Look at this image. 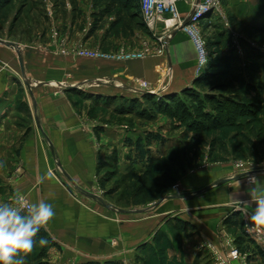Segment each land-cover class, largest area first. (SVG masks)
<instances>
[{
    "label": "crops",
    "instance_id": "crops-1",
    "mask_svg": "<svg viewBox=\"0 0 264 264\" xmlns=\"http://www.w3.org/2000/svg\"><path fill=\"white\" fill-rule=\"evenodd\" d=\"M77 3L78 16L68 17L64 31L69 47L77 42L87 45L96 40L97 46L105 49L107 38L115 31L116 19L113 15L106 17L96 29L101 9L95 6V0H78ZM180 9L185 16L190 13L186 4H181ZM59 23L63 25L64 21ZM164 30V26L159 25L155 34ZM147 33L158 45L150 30ZM164 34H167L165 58L128 64L61 57L53 47L40 50L14 42L23 50L25 77L17 52L0 44V202L12 201L14 195L20 193L30 203L44 200L53 205L55 216L44 229L51 248L49 264H148L151 252L143 253L142 247L148 243L153 248L155 242L164 237H167L169 251L167 258L162 259L171 264H211L199 251V244L212 241L224 219L231 227L239 226L236 214L235 219L227 217L235 207L245 206L242 212L252 213L255 205L244 203L250 201L248 193L253 185L243 183L239 180L243 177L238 174L234 177L236 170L233 169L205 171L182 183L185 189L197 191L222 182L218 189L215 187L211 193L191 201L190 208L197 206L200 208L197 211L206 212L198 214L190 209L188 211H193L190 215L164 218L159 207L147 208L148 215L154 212L153 218H147L138 228L134 226L122 235L117 224L81 205L82 200H88L97 204L96 209L100 211L115 212L106 207L114 205L96 193L97 170L115 163L123 175L142 174L148 163L140 159L129 137L124 139L123 150H118L119 131L85 116L79 111L80 102L101 105L100 99L104 96L133 99L137 80L160 91V97L180 94L195 82L197 56L191 40L180 30ZM49 36L37 40L50 46ZM67 75L72 79H67ZM100 81L105 84H99ZM141 83L138 86H142ZM63 85L66 87H61ZM96 85L99 86L95 92L88 90ZM160 143L144 144L153 159L160 156L157 154L160 149L156 148L162 146ZM116 150L119 156L114 155ZM48 172L52 173V179L40 183V177ZM256 178L264 183V174ZM235 210L240 213L241 209ZM113 239L119 241L117 247L112 245ZM246 240L240 236L239 242L243 244ZM256 249H253L252 262L264 264L263 255ZM205 259L207 262L202 263Z\"/></svg>",
    "mask_w": 264,
    "mask_h": 264
},
{
    "label": "rangeland",
    "instance_id": "rangeland-1",
    "mask_svg": "<svg viewBox=\"0 0 264 264\" xmlns=\"http://www.w3.org/2000/svg\"><path fill=\"white\" fill-rule=\"evenodd\" d=\"M9 2L8 7L4 10L0 9V40L2 41L17 42L24 47L40 50L53 47L59 56L67 58H79L77 54L81 47L115 56L122 51L138 53L148 50L149 53L144 60L134 62H143L157 57L165 58V54L160 55L159 47L154 39L149 38L148 33L136 25L137 21L134 23L133 19L131 20V12L126 13L122 10L112 16L117 22L114 25V36L107 38L104 44L105 49L102 46L98 47L94 39L91 44L81 45L77 42L69 47L70 42L64 31L68 25V17L72 14H75L72 15L75 18L78 16V0H9ZM74 4L77 8L76 12L73 11ZM217 9L219 10L214 12L211 18L204 21L211 22L212 25L208 28L201 25L198 29L205 43L207 66L198 74L196 61L195 81L204 79L206 76H214L205 87H202L203 92L213 93L215 88L216 93L229 95L239 100L248 96L250 101L247 100V102L255 103L259 109L256 115L237 118L230 128L191 131L187 129L188 125L183 124L171 112L154 110L150 100L143 99L140 94V91L145 89L138 86L141 83L139 80H137L139 82L136 81L134 88L132 87L135 98L139 99H136L134 104L108 100L104 96L100 99V102H103L101 105L91 101H83L78 105L79 111L85 116L119 131L118 150H123L126 137H129L127 139L134 145L140 140L143 143L146 142L149 136L154 140L162 139L161 143L153 142L162 144L156 147L160 149L157 153L160 154L158 163L152 168L148 166L145 173L124 177L115 163H110L111 166L103 165L97 170L96 193L120 210L126 212L135 210L140 213L124 214L116 211L107 212L104 209L100 211L96 209L97 204L91 201L82 200L83 203L81 202L88 211L117 224L121 235L128 233V229L132 230L134 226L138 228L147 218H153L154 212L148 215L147 210L145 211L147 208L159 207L158 210L164 218H175L181 214L190 215L193 213L188 211L190 209L198 214L206 212L207 210L197 211L199 208L197 206L195 209L190 208L191 201L197 196L203 197L211 193L215 187L218 189L223 185L222 182L197 191L188 190L182 186L188 178L198 176L202 172L233 169L236 170L234 177H237L251 170L252 167H258L259 170L262 169L259 175L264 174V0H219ZM59 21H64L63 25ZM94 25L91 22V28H94ZM47 35H50V46H44V42L37 40L41 37L45 39ZM218 58H232L228 59L229 68H226L224 64L213 65ZM67 79H72V76L67 75ZM236 79L240 81L237 83ZM24 84L27 88V83ZM142 84L149 85L150 89L153 88L147 82ZM97 86L99 85L90 86L88 90L93 89L95 92L98 90ZM154 97L161 99L158 98L159 95ZM187 101L189 106H196L191 101ZM125 108H128L129 113L120 111ZM145 113L146 117L143 116ZM118 150L114 152L115 156H119ZM257 176L245 175L239 180L250 184V178ZM190 196L192 198L189 199ZM168 197L171 199H167ZM157 204L159 205L156 206ZM235 209H241L240 213H237ZM245 209V206H237L227 213L228 218L235 219V214L237 215L236 219H239L240 223L238 227H231L224 219L213 240H206L199 244V251L205 255L206 259H209L211 264H241L242 259H246L248 264H254L252 257L256 246L259 255H263L258 243L245 233H250L248 230L250 223L246 220V214L242 212ZM240 236L247 239L243 244L239 242ZM165 238L167 237L155 242L157 258H167L166 254L169 250H167L168 240ZM112 245L117 247L119 241L113 239ZM43 248L40 245L34 248L24 257L25 264H49L47 260L51 248L46 249L45 255H43ZM39 254H42V257H38ZM140 256L143 258V253H140ZM262 257L264 258V255ZM206 259L202 263H206ZM151 264L171 263L167 259H161V262L153 261Z\"/></svg>",
    "mask_w": 264,
    "mask_h": 264
},
{
    "label": "trees",
    "instance_id": "trees-1",
    "mask_svg": "<svg viewBox=\"0 0 264 264\" xmlns=\"http://www.w3.org/2000/svg\"><path fill=\"white\" fill-rule=\"evenodd\" d=\"M10 4L9 0H0V9H5V7H8ZM75 5V4H74ZM95 6L101 10H99V14L97 15V22H96V29L97 24L100 23L104 18L114 15L117 12H121L122 10L126 13L131 12V20L133 19V22H136V25H138L140 28L144 29L148 32V29L146 28L145 23L142 19V11H141V5L140 0H95ZM75 10L77 11L76 5L74 6ZM117 22V20H116ZM204 27L208 28L211 26V22H203L202 24ZM222 37V34L220 35ZM254 58H256L255 55H253ZM228 59L232 58H218L213 65L216 64H224L226 68H229V62ZM254 68V67H253ZM214 76H206L204 79L200 78L195 81L194 86L191 88L185 89L181 94H174L169 95L165 97H158L161 99H157L154 97L155 95H142L143 99L150 100L151 104H153V109L158 110L160 112H171L172 115H175V117H178L183 124L188 125V130L191 131H209V130H218V129H225L232 127L231 125H234L237 118H243L246 116H254L256 115L257 110H259L254 103L247 102L250 101L248 96L245 99H237L235 97L225 95V94H218L215 91L213 93H206L202 91V87H205L206 84L212 79ZM239 82L240 79H236ZM233 84V82L231 81ZM228 89V86H227ZM248 95V93H247ZM139 100L138 98H133L128 100L125 97L122 96H110L108 97V100H114L119 102H131V104H134L135 100ZM159 100V101H158ZM191 101L196 106H189L188 101ZM141 105V104H140ZM124 113H129L128 108L120 109V111ZM146 112V111H145ZM174 113V114H173ZM147 114L145 113V115ZM162 139H152L151 136L147 138L146 142H142L141 140L135 143L137 152L139 154V157L141 160H146L148 163V166L152 168V166L156 165L158 163L157 159H153L150 157L149 153L150 151L147 150L145 143L151 144L154 141L160 142ZM148 146V145H147ZM148 158V159H147ZM147 166V168H148ZM149 168V172L151 169ZM138 175L134 172H131L127 175H124V177L127 176H135ZM182 224L181 222H178V224ZM43 237L47 240V244L43 246V255H45L46 249L49 247L48 245V239L47 234L44 229H41L38 233L37 237L35 238L37 243L34 246L36 248L39 244V239ZM158 242V241H156ZM33 248V249H34ZM151 252L150 258H148V263L151 264L153 261L158 262L159 258H157V251L156 246L152 248V246L144 245L142 247V252ZM144 253V252H143ZM38 257H42V254H39ZM162 259V258H160ZM86 264H101V263H95L90 262ZM105 264H120L118 262H111V263H105Z\"/></svg>",
    "mask_w": 264,
    "mask_h": 264
},
{
    "label": "built area",
    "instance_id": "built-area-1",
    "mask_svg": "<svg viewBox=\"0 0 264 264\" xmlns=\"http://www.w3.org/2000/svg\"><path fill=\"white\" fill-rule=\"evenodd\" d=\"M218 2L219 0H140L143 22L154 35L158 43L160 55H164L167 50V34L164 33L172 30H180L190 37L189 39L192 40L195 46L198 63L197 71L198 74H200L207 66V53L205 51V43L200 37L198 29L207 18H211L210 16L214 15L213 13L219 10L217 9ZM181 4H186L190 8V13L187 16L181 13ZM159 25H163L165 30L157 35L155 32ZM147 51L145 50L144 52L138 53L122 51L115 56L102 53L101 51L87 50L81 47L77 57L81 59L125 63L144 60L149 53ZM141 85L145 90L154 91L150 89L147 84L141 83ZM259 172H262V169L259 170L258 167H252L251 170L241 173L240 176L258 175ZM245 217L251 225L250 217L247 214ZM245 233L249 238L258 243L259 247H261L260 251L264 255V232L259 234L254 232ZM215 257H217V254H215ZM241 264H248V262L246 259H242Z\"/></svg>",
    "mask_w": 264,
    "mask_h": 264
},
{
    "label": "clouds",
    "instance_id": "clouds-1",
    "mask_svg": "<svg viewBox=\"0 0 264 264\" xmlns=\"http://www.w3.org/2000/svg\"><path fill=\"white\" fill-rule=\"evenodd\" d=\"M50 179L52 173L48 172L40 177L39 182ZM249 182L253 185L248 193L250 201L244 204H254L255 207L248 230L259 234L264 232V183L256 177H251ZM54 216L52 204L44 200L27 202L20 193H16L12 201L0 202V264H25L24 257L32 252L38 233L41 229L46 230ZM38 244L43 247L47 240L41 237Z\"/></svg>",
    "mask_w": 264,
    "mask_h": 264
},
{
    "label": "water",
    "instance_id": "water-1",
    "mask_svg": "<svg viewBox=\"0 0 264 264\" xmlns=\"http://www.w3.org/2000/svg\"><path fill=\"white\" fill-rule=\"evenodd\" d=\"M0 44L1 45H5L6 47H8V48H10V49H12V50H15L16 52H17V54H18V58H19V63H20V67H21V70H22V74H23V76L25 77V65H24V58H23V50H22V48H21V46H19L18 44H15V43H12V42H6V41H2V40H0ZM99 84H105V82H103V81H100L99 82ZM28 86H30L29 84H28ZM61 87H66V85L64 86H61ZM69 88V87H68ZM73 88H78V86H73ZM159 91V90H158ZM160 92V91H159ZM159 92H157V91H148V90H143V91H140V94H142V95H160L161 93H159ZM167 199H171V197H168ZM159 204H157L156 206H158ZM106 207L107 208H110V209H112V210H115V211H117V212H119V213H129V212H126V211H123V210H120L119 208H117V207H114V206H107L106 205ZM133 213H140L139 211H135V212H133ZM248 216L250 217L251 216V214H248Z\"/></svg>",
    "mask_w": 264,
    "mask_h": 264
}]
</instances>
